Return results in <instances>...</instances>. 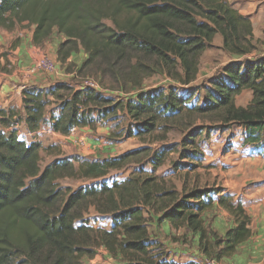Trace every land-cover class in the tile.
Listing matches in <instances>:
<instances>
[{
	"label": "trees",
	"instance_id": "trees-1",
	"mask_svg": "<svg viewBox=\"0 0 264 264\" xmlns=\"http://www.w3.org/2000/svg\"><path fill=\"white\" fill-rule=\"evenodd\" d=\"M22 24L33 28L35 45L52 35L62 37L56 49L61 65L70 66V55L83 50L86 58L74 71L77 75H93L104 89L134 92L113 100L68 82L46 89L24 87V115L0 110L2 128L23 120L32 133L47 121L54 133L67 136L74 128L93 129L99 120L121 111L133 121L129 137L153 139L160 126L184 118L191 126L197 117L238 125L244 129V144H264V55L258 53L250 20L225 0H0V27L12 30ZM216 35L220 50L234 60L208 79L201 104L189 107L191 97L179 94L174 85L195 81L199 59ZM155 74L174 85L143 93L145 80ZM246 90L251 92L249 103L237 106L235 98ZM52 105L55 109L49 108ZM201 128H192L181 140V160L200 154ZM55 147L26 142L14 128L0 131V264H81L98 247L124 264H198L170 261L163 251H153L157 247L150 220L197 235L201 257L217 261L231 256L251 236V220L242 203L222 194V188L178 190L155 174L172 147L151 154L143 147L93 161L57 153L41 168L40 151ZM144 159L150 171L140 167L122 181L74 191L59 184L65 178L100 180ZM192 166L178 163V168ZM215 202L234 220L223 235L202 217ZM89 208L109 215L111 227L76 225Z\"/></svg>",
	"mask_w": 264,
	"mask_h": 264
},
{
	"label": "rangeland",
	"instance_id": "rangeland-1",
	"mask_svg": "<svg viewBox=\"0 0 264 264\" xmlns=\"http://www.w3.org/2000/svg\"><path fill=\"white\" fill-rule=\"evenodd\" d=\"M16 27L20 28L21 26ZM26 27L29 26L27 25ZM229 58L230 57L225 54V52H222L218 48L216 42H213L212 45L207 47L199 59L198 73L195 81L184 86L178 84L174 85L169 79H165L163 75L155 74L145 80L142 91L143 93L157 90L165 91L167 90V87L170 83L171 85L175 86L178 93L185 97H191L187 102L189 107L194 104H201V100L205 95L204 88L208 87V79L213 78L220 71V68L225 65L224 63L227 62ZM79 66L77 63H71L68 67H64L62 65L59 66L58 73L62 72L66 75L70 73L72 74L70 77L66 75L58 76V73H54L51 75L52 79L50 80L49 74L40 71L37 73H40L44 78L49 79L51 82L50 86L58 82H68L74 87L78 88L82 77L88 76L97 80V78H95L93 75H77L74 71H76ZM13 68L14 66L11 64V62H4L3 64L0 62L1 70L11 71ZM50 86H47L46 88ZM104 91H107L109 94L108 96H110L113 100H119L121 98L125 99V96L131 97L134 92L130 91L128 93H123L117 90L112 91L109 89H105ZM116 92L122 93L119 95L120 98L116 97V95H118ZM250 99L251 98H249L247 92H242L235 99V104L237 106H246ZM49 108L53 109L54 105L50 106ZM55 112L57 113V111ZM195 127H202L200 130V137L197 140L200 154L195 155L193 160H181L179 158V151L183 149L181 140L187 135L189 130ZM130 129H134L133 121H131L126 114L118 111L108 116L106 119L99 120L93 129L88 127L86 128V130L91 132V135L94 136L93 139L95 137L99 138V141L96 143V146L93 149H91L90 144L89 147H87V144H84V142H81L80 145H70V143L73 144V142H69L70 140L65 139L63 136L50 137L48 136V133H45L44 135L46 136V139H43L45 137L44 136L42 137L41 141L43 147L47 145H55L56 147L49 151H40V167L43 168L46 164L51 162L56 157L55 155L57 153H60V156L73 157L76 160L79 159L93 161L114 157L143 147H148V151L151 154L155 151L163 149L165 146H169L172 147V150H169L170 153L167 155V159L165 160L164 164L156 170V175L161 176L165 182L174 185L178 190L181 189L182 186H186L187 188H221L215 186L217 182L221 181L220 178L222 176L220 171L217 169L220 163H222L221 153L225 154L227 150L241 145L242 132L244 130L242 127L235 124L224 125V123L210 122L208 120L204 121L197 117L194 118V123L191 126H188L185 118L184 120L182 119L180 123L176 121L175 123H169L166 126H160L154 132L153 139H151L150 136H146V138H138L135 136L129 137L127 136V133ZM19 136L22 137L23 140L25 139L26 142H30L34 139V136L24 135L23 131H20ZM48 141H51V144H43L48 143ZM178 163H190L193 164V166L178 168ZM140 167L145 171H150V166L147 164V160L144 159L140 165L130 164L122 170L110 171L106 177L100 180L65 178L59 180V184L63 187L68 186L74 191L80 187L99 185V183L102 182L111 183L113 180L122 181L129 177L133 171L139 170ZM211 196L214 198V200L217 198L216 194L212 193ZM80 222H85L94 228L99 227L107 230L112 224L109 215L98 214L93 208L86 210L83 213L82 219L75 222V224L78 225ZM149 222L152 223V220ZM158 226H160V224H158ZM151 228V225H149L151 237L154 239L153 246L157 247L153 251L159 250L168 254L166 251V246H169V251L171 252L177 248L176 250H178V252H187L188 256L184 257V261L191 258L192 255H194V253L197 251L194 242H192V240L189 238L191 237L189 234L178 233L173 236V234L170 232L166 235L161 229H157L156 234L161 231L159 234L160 236H158L153 233ZM164 241L168 244L165 247L163 245ZM172 257V259H175V254H173ZM81 264L124 263L118 257H112L103 247H98L93 250L91 257H83L81 259ZM220 264H224V262L220 261Z\"/></svg>",
	"mask_w": 264,
	"mask_h": 264
},
{
	"label": "crops",
	"instance_id": "crops-1",
	"mask_svg": "<svg viewBox=\"0 0 264 264\" xmlns=\"http://www.w3.org/2000/svg\"><path fill=\"white\" fill-rule=\"evenodd\" d=\"M225 1L230 3L240 15L250 20L253 39L257 43L259 50L258 53L264 55V0ZM32 29V27H26L25 24H22L20 28L16 27L12 30L0 27V62H2V64L4 62H11L14 66L11 71L0 69V110H11L21 116L24 115L21 102L22 88L36 86L45 89L51 84L49 79L37 73L39 71L33 67L32 57L34 51L38 50L44 52L56 59L57 45L62 41V37L52 35L44 43L35 45L31 41ZM213 42H216L219 48L221 45L220 36L216 35L212 43ZM85 58L86 54L83 50H80L77 53H72L67 63H77L79 66ZM232 60H234V58L230 57L224 64ZM62 66L65 67L66 64ZM63 75L66 74H58V76ZM66 76L70 77L72 74L68 73ZM49 78L50 80L52 79L51 75ZM243 92H247L249 98H251L250 91L246 90ZM47 115L45 116L46 119ZM13 128L16 130L20 139H23L19 136L20 131H23L24 135L34 136L33 140L39 142L42 141V137L45 136V133H48L50 137L62 136L54 133L47 121L41 124L39 130L32 133L27 131L23 120H20L17 125L7 129L0 127V131L6 132ZM86 128L87 127L74 128L70 131V134L63 137L69 139V142H73V144L70 143V145H80L81 142H84V144H87V147H89L90 144L91 149H93L99 141V138L95 137L94 140V136L91 135V132L87 131ZM243 136L244 130L242 132L241 145L227 150L225 154L221 153L222 163H220L217 169L222 176L220 178L221 181L217 182L215 186L223 189L222 194L227 193L231 195L235 201L242 203L244 210L251 220V236L238 245L236 251L231 256L221 261H223L224 264H264V144H244ZM43 139H46V136ZM43 144H51V141ZM202 217L205 220V224L219 235H223L228 229L234 227L233 217L226 210L220 208L216 202L210 210L202 214ZM150 225L154 234H156L157 229H161L166 235L170 232L173 236L178 233L186 234L184 228L175 230L167 222L160 223V226H156L155 223H150ZM160 233L161 231L156 235L160 236ZM190 236L191 237H188L196 246L197 235ZM163 245L165 247L168 244L164 241ZM169 249V246H166V251L168 252V254H166L167 258L174 262L186 263L192 261L197 263L196 261L201 257V254L196 251L192 257L190 256L191 258L184 261V257L188 256L187 252H178V250H176L177 248L171 252ZM173 254H175V259H172Z\"/></svg>",
	"mask_w": 264,
	"mask_h": 264
},
{
	"label": "built area",
	"instance_id": "built-area-1",
	"mask_svg": "<svg viewBox=\"0 0 264 264\" xmlns=\"http://www.w3.org/2000/svg\"><path fill=\"white\" fill-rule=\"evenodd\" d=\"M32 62H33V67L37 71L44 72L49 75L58 73L59 66H61V64L56 59L38 50L34 51ZM61 73H58V74H61ZM78 87L81 89L87 88V89L94 90L100 93V95L103 97H110L108 96L109 94L107 93V91H104L105 89L101 87L98 80L93 79L88 76L81 78ZM105 92H106V95H105ZM117 94L118 95H116V97L120 98L119 95L122 93H117ZM196 262L198 264H220V261H217L215 258H212V257H199Z\"/></svg>",
	"mask_w": 264,
	"mask_h": 264
}]
</instances>
